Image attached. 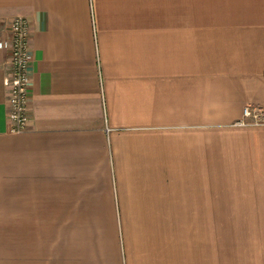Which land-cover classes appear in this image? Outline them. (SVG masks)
Here are the masks:
<instances>
[{"label":"crops","instance_id":"obj_1","mask_svg":"<svg viewBox=\"0 0 264 264\" xmlns=\"http://www.w3.org/2000/svg\"><path fill=\"white\" fill-rule=\"evenodd\" d=\"M15 18L32 58L14 134L0 48V264H264V0H0V42Z\"/></svg>","mask_w":264,"mask_h":264},{"label":"built area","instance_id":"obj_2","mask_svg":"<svg viewBox=\"0 0 264 264\" xmlns=\"http://www.w3.org/2000/svg\"><path fill=\"white\" fill-rule=\"evenodd\" d=\"M28 22L24 18H15L9 27V38L0 42V48L8 49L11 60L10 85L7 96V120L11 125L10 131L20 134L26 131L28 123V89L30 86L27 75L31 61ZM244 117H252L258 123V113L249 108L243 109Z\"/></svg>","mask_w":264,"mask_h":264},{"label":"rangeland","instance_id":"obj_3","mask_svg":"<svg viewBox=\"0 0 264 264\" xmlns=\"http://www.w3.org/2000/svg\"><path fill=\"white\" fill-rule=\"evenodd\" d=\"M179 230H180V232H181V231H184V229H179ZM216 230H217V229H216ZM216 230L212 229V232H213V231H216ZM237 230H239V229H236V228H233V227H227V228H225V229H222V234L233 235V234L236 233Z\"/></svg>","mask_w":264,"mask_h":264}]
</instances>
